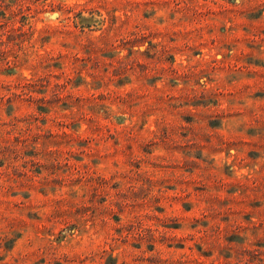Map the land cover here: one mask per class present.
Instances as JSON below:
<instances>
[{
  "label": "rangeland",
  "instance_id": "obj_1",
  "mask_svg": "<svg viewBox=\"0 0 264 264\" xmlns=\"http://www.w3.org/2000/svg\"><path fill=\"white\" fill-rule=\"evenodd\" d=\"M0 264H264V0H0Z\"/></svg>",
  "mask_w": 264,
  "mask_h": 264
}]
</instances>
